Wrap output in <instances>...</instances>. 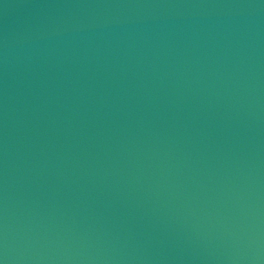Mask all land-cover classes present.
Segmentation results:
<instances>
[{"label": "water", "instance_id": "95a60500", "mask_svg": "<svg viewBox=\"0 0 264 264\" xmlns=\"http://www.w3.org/2000/svg\"><path fill=\"white\" fill-rule=\"evenodd\" d=\"M0 264H264V0H0Z\"/></svg>", "mask_w": 264, "mask_h": 264}]
</instances>
